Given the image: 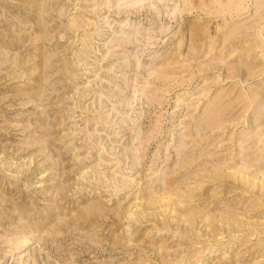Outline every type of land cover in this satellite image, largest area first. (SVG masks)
<instances>
[{"label": "rangeland", "instance_id": "1", "mask_svg": "<svg viewBox=\"0 0 264 264\" xmlns=\"http://www.w3.org/2000/svg\"><path fill=\"white\" fill-rule=\"evenodd\" d=\"M0 264H264V0H0Z\"/></svg>", "mask_w": 264, "mask_h": 264}, {"label": "bare ground", "instance_id": "2", "mask_svg": "<svg viewBox=\"0 0 264 264\" xmlns=\"http://www.w3.org/2000/svg\"><path fill=\"white\" fill-rule=\"evenodd\" d=\"M40 6V5H39ZM65 6V5H64ZM33 7V6H32ZM43 7V6H42ZM50 7V6H49ZM59 7V6H58ZM57 7V8H58ZM55 8H56V6H55ZM36 9H38V8H36ZM43 9V8H42ZM45 9V8H44ZM50 9V8H49ZM56 10V9H55ZM38 11V10H37ZM47 11H50V10H47ZM52 11V10H51ZM63 11V10H62ZM64 15V14H63ZM71 19V18H70ZM76 19V18H75ZM41 20V19H40ZM39 21V20H38ZM75 23H76V21H75ZM41 24V23H40ZM96 206H98V208H99V205H96ZM91 210H92V208H91ZM95 212V211H94Z\"/></svg>", "mask_w": 264, "mask_h": 264}]
</instances>
